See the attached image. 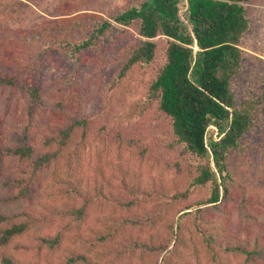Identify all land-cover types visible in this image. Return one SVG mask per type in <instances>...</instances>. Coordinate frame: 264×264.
<instances>
[{
    "label": "trees",
    "instance_id": "1",
    "mask_svg": "<svg viewBox=\"0 0 264 264\" xmlns=\"http://www.w3.org/2000/svg\"><path fill=\"white\" fill-rule=\"evenodd\" d=\"M248 1L139 0L16 39L12 64L0 48V264H264V213L227 165L233 149L264 179V49L247 38ZM118 25L138 37L81 115L76 72L44 87L45 59L79 66ZM119 93L139 94L129 110L153 131L110 123Z\"/></svg>",
    "mask_w": 264,
    "mask_h": 264
},
{
    "label": "rangeland",
    "instance_id": "2",
    "mask_svg": "<svg viewBox=\"0 0 264 264\" xmlns=\"http://www.w3.org/2000/svg\"><path fill=\"white\" fill-rule=\"evenodd\" d=\"M139 0H0V48H5V57L3 62L5 66L9 61L11 64L17 59V51L19 44L16 39L29 40L30 35L36 30H42L57 19L69 17L71 15L89 12L101 15L108 18L110 13H114L125 5H129ZM253 7V18L257 23L255 30L248 35L250 43L255 46H261L264 49V0H249L247 2ZM67 10H72V14H66ZM120 37L116 38V43L108 48H99L94 51L85 52L81 55L83 63L79 66L60 63L55 57L46 58L43 72V85L46 87L50 81L60 75L76 72L77 82L80 87L81 97L83 99V107L81 115L91 113L98 104V96L96 90L103 86L109 74L114 69L118 51L120 47L126 45L131 39L138 37L135 27H124L118 25V30L114 32ZM160 37H155L159 40ZM164 49L156 52L157 55H163ZM264 54V53H263ZM245 79L240 81V86L243 85ZM91 96L87 100V96ZM138 93H119L112 97V113L110 123L120 122V127L124 131H132L133 129H141L143 132L153 131V125L157 120H154L152 115L146 112L143 116L130 112L128 105L137 99ZM112 125V124H111ZM164 129L162 124L155 127V133ZM256 133L258 131L256 130ZM152 135V133H151ZM215 136V133H213ZM261 138V137H260ZM258 139V138H256ZM235 150L229 151L227 165L234 171L235 175L240 179V182L245 186L244 191L250 203L254 204L256 212L264 213V179L260 180V176L255 175V163H246L235 154ZM249 156V155H247ZM254 154L252 153V157ZM244 163L248 167L244 166ZM180 177L176 182L177 186ZM198 197L196 196L193 198ZM264 217V215L262 216Z\"/></svg>",
    "mask_w": 264,
    "mask_h": 264
}]
</instances>
